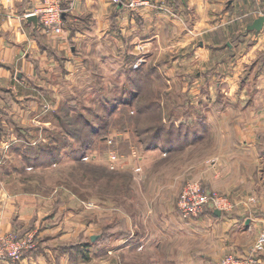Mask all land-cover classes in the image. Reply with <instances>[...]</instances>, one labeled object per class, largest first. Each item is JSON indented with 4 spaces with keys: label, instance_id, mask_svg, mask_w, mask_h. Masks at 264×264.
Returning a JSON list of instances; mask_svg holds the SVG:
<instances>
[{
    "label": "crops",
    "instance_id": "0c3cea01",
    "mask_svg": "<svg viewBox=\"0 0 264 264\" xmlns=\"http://www.w3.org/2000/svg\"><path fill=\"white\" fill-rule=\"evenodd\" d=\"M148 2L156 5L146 6L139 14L112 0H64L63 30L56 33L38 17H25L40 8L42 0H0V130L6 129L0 136V153L9 145V161L0 165V228L23 231L33 219L40 239H53L40 221L51 222L49 209H44L48 202L28 187L41 190L44 178L47 183L59 178L57 162L56 166L46 164L47 172H42L44 162H38L57 144L58 102L70 101L75 90L79 93L91 86L90 77L94 80L96 74L134 72L133 65L142 56L148 58L162 47L161 35L167 40L164 35L170 34L166 50L172 49V41L177 42L174 48L181 68H206L204 97L210 98L211 107H205L199 138L168 146L163 149L165 155H152L164 164L183 162L193 147L213 140V151L207 154L218 155V168L210 173V184L231 196L241 190L254 194L259 206L254 213L241 208L220 216L210 212L195 220L184 219L176 208L183 182L180 175L192 174H185L187 166L169 174L163 171L166 176L152 183L155 196L146 201V209L132 200L134 212L127 215L120 210L124 216L119 217L127 218L128 224L125 229L116 228L114 256L116 264H220L227 254H248L264 228V24L259 32L251 29L264 15V0ZM160 22L162 34L147 27ZM138 24L149 33L133 31L139 30ZM138 42L144 48L139 49ZM108 50L115 55H107ZM40 101H50L55 108H47V115L39 114ZM191 111L189 118L198 116ZM22 156L29 162H12ZM38 202H45L44 208ZM256 259L255 264H264V250ZM41 263L28 253L20 261L0 262Z\"/></svg>",
    "mask_w": 264,
    "mask_h": 264
},
{
    "label": "rangeland",
    "instance_id": "374dc122",
    "mask_svg": "<svg viewBox=\"0 0 264 264\" xmlns=\"http://www.w3.org/2000/svg\"><path fill=\"white\" fill-rule=\"evenodd\" d=\"M142 1L143 4L129 10L140 14L146 6L156 5L148 0ZM137 27L139 30L133 31L149 33L148 27L162 34L164 30L161 22L156 27L140 24ZM187 29L188 33H192L191 39H194L192 29L189 26ZM171 36L166 34L164 39L167 40H163L162 34V47L148 58L142 56L133 65L136 67L133 68L134 72H107L101 77L96 74L94 80L90 77L91 86L88 85L83 91L79 89V93L75 90L70 101L58 102L57 112L55 111L59 116L55 133L57 144L52 150L48 146V151H51L42 155L38 162H44V165L57 162L59 178L54 182L51 180L53 183H47L44 178L45 185H42L41 190L34 185L28 187L48 202L47 206L45 202L36 204L49 209L47 215L51 214L50 224H46V219L40 218V221H44V227L50 229L53 239L41 240L33 219L23 231H4L0 228L5 237L16 235L32 241L33 248L28 251L26 249V254L39 257L41 264H65L62 260L65 256L66 264H116L115 231L120 226L125 229L128 224V220H125L127 218L119 217L120 210L127 215L134 212L132 200L146 209V201L155 196L153 181L166 176L164 173H173V169L177 171L178 167L187 166L185 174H192L180 175L183 182L177 194L176 208L184 219L195 220L206 213L215 214V210L222 214L246 208L254 213L253 210L259 206L258 198L254 194L248 195L241 190L237 195L231 196L226 190L210 184V173L218 168V155L207 154L213 151V140L193 147L185 154L183 162L170 160L164 164L158 155H152H165L163 149L166 147H179L180 143L185 145L188 141L199 138L203 131L205 107H211L210 98L204 97V93L208 91L206 68H181V62H177L176 57L178 52L174 48L177 47V42L172 41L169 44L172 49L166 50ZM138 46L142 49L144 43L138 42ZM187 49L191 51L192 47L188 46ZM113 52L108 50L107 55H115ZM219 92L218 97L221 96V91ZM207 95L210 96V91ZM219 102L225 103L220 98ZM50 103L40 101L38 113L47 115L51 106L52 109L55 108L54 103ZM190 108L195 110L191 111ZM190 111L198 116L189 118L187 113ZM5 130H0V136L4 135ZM186 132H190L188 136ZM7 146L4 155L0 153V165L5 164L6 160L9 161V145ZM218 158L223 159L222 156ZM12 160L29 162V158L25 159L23 156L21 159ZM44 168L46 170L42 172L50 171L49 165ZM197 197H207L209 201L218 204L207 205L205 211L195 218L184 217L181 206ZM94 236L97 237L95 240ZM257 239L258 236L253 246ZM249 253L231 254L245 257Z\"/></svg>",
    "mask_w": 264,
    "mask_h": 264
},
{
    "label": "built area",
    "instance_id": "2783aa9c",
    "mask_svg": "<svg viewBox=\"0 0 264 264\" xmlns=\"http://www.w3.org/2000/svg\"><path fill=\"white\" fill-rule=\"evenodd\" d=\"M64 0H42V5L33 11H30L25 17L36 15L41 23L48 29L61 33L63 30V6ZM117 4H123L128 8H133L139 4H143L142 0H112ZM145 3V2H144ZM209 204H218L214 201H209L207 197L190 199L189 203L181 206L180 210L184 217H197L205 211ZM31 242V243H30ZM30 247V248H29ZM29 248V249H28ZM33 243L30 240H25L16 235L4 236L0 231V262L12 260L13 262L20 261L26 254V249L31 250ZM264 250V228L258 235V239L250 251L248 256H238L235 254L227 255L220 264H255L257 255Z\"/></svg>",
    "mask_w": 264,
    "mask_h": 264
},
{
    "label": "water",
    "instance_id": "95a60500",
    "mask_svg": "<svg viewBox=\"0 0 264 264\" xmlns=\"http://www.w3.org/2000/svg\"><path fill=\"white\" fill-rule=\"evenodd\" d=\"M30 19L36 20L37 16L36 15L30 16ZM263 24H264V15L260 16L258 19L255 20L254 24L251 26V29L255 30L256 32H259L262 29ZM215 214L217 216H220L221 215V211L215 210ZM96 238H97L96 236L93 237L94 240Z\"/></svg>",
    "mask_w": 264,
    "mask_h": 264
}]
</instances>
